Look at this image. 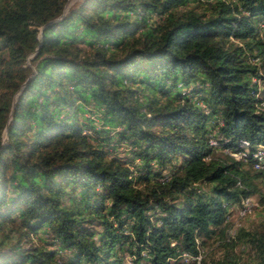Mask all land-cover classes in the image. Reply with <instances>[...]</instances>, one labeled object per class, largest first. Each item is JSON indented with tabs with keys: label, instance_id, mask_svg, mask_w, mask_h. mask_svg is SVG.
Masks as SVG:
<instances>
[{
	"label": "trees",
	"instance_id": "1",
	"mask_svg": "<svg viewBox=\"0 0 264 264\" xmlns=\"http://www.w3.org/2000/svg\"><path fill=\"white\" fill-rule=\"evenodd\" d=\"M67 1L0 0V264H264V0Z\"/></svg>",
	"mask_w": 264,
	"mask_h": 264
},
{
	"label": "rangeland",
	"instance_id": "2",
	"mask_svg": "<svg viewBox=\"0 0 264 264\" xmlns=\"http://www.w3.org/2000/svg\"><path fill=\"white\" fill-rule=\"evenodd\" d=\"M81 0H68L65 6V11H67L69 8L74 7L77 3H79ZM82 116L88 117L89 113L88 112H82L79 115V119L82 120ZM99 116V114H98ZM91 118L94 120V124L97 127H100L103 125V122L98 119L96 115H91ZM108 126H106L107 128ZM3 138H6V134L3 133ZM125 147L122 144H119V148L117 150V154L120 156H124L122 151ZM261 188H264V184H261ZM208 187H204V190H207ZM249 202L251 203L250 205V210L249 213L246 214V216L240 217L239 215V208L240 206H235L234 208L231 209V214L228 217V224H230L229 227V234H233L238 228H244L246 230H251L252 228H258L261 227L262 224L264 223V205H261L258 202L257 196H252L249 197ZM39 234L38 236H40ZM36 240V238H35ZM236 254L238 256V262L239 263H244L246 261H249L250 259L253 258L255 254V250L252 245H245V244H240L236 247ZM215 251L214 256H220V248L218 246V242H213V245L206 246L202 249V257L205 255V253H212ZM189 259V258H188ZM191 260V259H190ZM189 260V261H190ZM186 260H184L185 262ZM126 263L127 264H133L132 257L127 256L126 257ZM192 262H189L191 264Z\"/></svg>",
	"mask_w": 264,
	"mask_h": 264
},
{
	"label": "built area",
	"instance_id": "3",
	"mask_svg": "<svg viewBox=\"0 0 264 264\" xmlns=\"http://www.w3.org/2000/svg\"><path fill=\"white\" fill-rule=\"evenodd\" d=\"M260 108L264 112V101L262 102ZM210 144L212 146H216L218 144V142L215 138H211ZM250 145H251L250 142L248 140L244 139V140L240 141L241 149L239 151L232 152V151H229V149H226L225 151L236 159H244L245 160L248 157V154L250 151ZM250 158H251V165H252L253 169L264 172V144L257 145V147H255V149L253 151H251ZM250 205H251V203L249 202V197L243 198L241 200V205L239 208L240 217L246 216V214L249 213ZM201 251L202 250H200L199 253L195 256L184 253L183 256L186 260L185 264H189V262H192L191 264H200L201 259H202V252Z\"/></svg>",
	"mask_w": 264,
	"mask_h": 264
}]
</instances>
